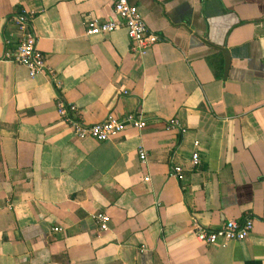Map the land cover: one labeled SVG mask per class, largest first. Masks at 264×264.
Wrapping results in <instances>:
<instances>
[{"label": "crops", "instance_id": "0c3cea01", "mask_svg": "<svg viewBox=\"0 0 264 264\" xmlns=\"http://www.w3.org/2000/svg\"><path fill=\"white\" fill-rule=\"evenodd\" d=\"M129 1L159 37L145 56L125 28L86 34L87 18H115L114 0H0V264H264V0ZM20 9L36 12L49 69L34 77L5 59ZM59 99L87 124L148 125L79 140ZM247 218L243 241L194 235Z\"/></svg>", "mask_w": 264, "mask_h": 264}, {"label": "built area", "instance_id": "2783aa9c", "mask_svg": "<svg viewBox=\"0 0 264 264\" xmlns=\"http://www.w3.org/2000/svg\"><path fill=\"white\" fill-rule=\"evenodd\" d=\"M114 19L101 21L98 18L89 17L85 21L86 34L101 35L112 33L120 28H125L132 42L134 51L142 56L147 55L159 42V37L147 26L138 7L129 0H114ZM36 16L35 11L20 9L13 16V25L18 31L19 39L16 49L7 51L5 59L26 67L31 77L45 73L48 69L45 54L38 47V40L33 32L32 23ZM10 39L6 44H10ZM60 84H58V87ZM57 114L79 140L92 139L97 142H106L127 129L142 130L148 125V120L142 113H129L124 117L109 114L103 121L87 124L79 108L73 103H67L59 99L57 101ZM177 120L170 121L169 128L177 127ZM139 157L143 163L147 162V151L144 146L139 147ZM199 163V155L192 157L194 166ZM171 176L181 180L183 168L173 167ZM145 180L149 181V177ZM101 232L110 230V215L98 212L93 215ZM254 229V221L247 218L242 222L228 220L221 228L212 229L198 223L194 224V235L197 241L206 246H226L234 241H243L249 237ZM55 232L62 231L61 227H55Z\"/></svg>", "mask_w": 264, "mask_h": 264}]
</instances>
